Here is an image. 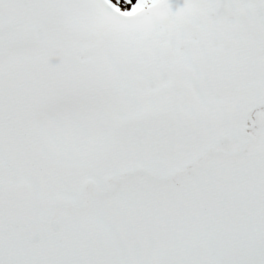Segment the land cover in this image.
<instances>
[{"label":"snow or ice","instance_id":"1","mask_svg":"<svg viewBox=\"0 0 264 264\" xmlns=\"http://www.w3.org/2000/svg\"><path fill=\"white\" fill-rule=\"evenodd\" d=\"M0 264H264V0H0Z\"/></svg>","mask_w":264,"mask_h":264}]
</instances>
